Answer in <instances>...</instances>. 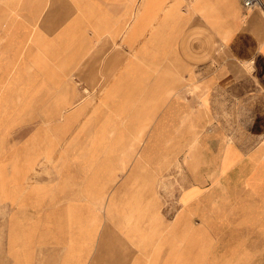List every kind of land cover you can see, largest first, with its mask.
Segmentation results:
<instances>
[{
    "label": "rangeland",
    "instance_id": "1",
    "mask_svg": "<svg viewBox=\"0 0 264 264\" xmlns=\"http://www.w3.org/2000/svg\"><path fill=\"white\" fill-rule=\"evenodd\" d=\"M81 1L63 0L75 11L62 13L56 31L47 19L54 0L0 7V25L6 14L8 22L0 29V264H59L68 247H92L97 264H109L108 256L113 262L118 247L144 249L125 252L128 260L150 259L183 206L195 209V201L181 204L193 186L206 190L210 207L228 197L200 264H264V162L236 174L239 159L229 148L248 154L264 141V93L248 92L247 80L223 93L236 106L229 123L228 109L213 113L210 93L195 91L196 68L172 72L181 64L179 28L170 21L180 0L171 7L169 0H136L129 12L107 7L123 19L90 41L64 43L68 33L81 34L79 25H104L102 13ZM249 9L259 16L252 32L260 35L264 0ZM53 37L60 52L46 50L39 74L40 39ZM252 168L259 193L237 181ZM193 221L202 224L198 214Z\"/></svg>",
    "mask_w": 264,
    "mask_h": 264
},
{
    "label": "crops",
    "instance_id": "2",
    "mask_svg": "<svg viewBox=\"0 0 264 264\" xmlns=\"http://www.w3.org/2000/svg\"><path fill=\"white\" fill-rule=\"evenodd\" d=\"M111 1H113L110 2L111 4H108L107 0L81 1L80 7L87 5L92 7L93 11L102 13L104 25H101L102 29L95 27L98 22H90V24L83 27L79 25L77 29H79L78 32L81 34L78 35L76 32L68 33L62 42H67V44L85 43L90 41L92 37L101 36L108 27L119 19H123V15L113 16L107 13V7L110 8L109 11L115 7L118 11L129 12L136 11L139 6L137 4L135 6L136 0H130L127 4L126 0ZM172 1L169 0L167 6L171 7ZM211 1L215 2L216 9L209 15L204 11L202 2H198V0H180V4L176 10L179 13V17L176 20L173 18L170 21L172 22L171 24L175 23L173 25L179 28L176 39L178 58L181 64L186 65V67L178 64L177 70L173 71L172 66L171 69L172 72L176 71L177 74H180L178 72L181 69L196 68L197 80L194 88L195 91L201 94L202 97L210 93L211 103L209 107L213 110L217 109L221 113L224 109H228L229 115L227 116L229 121L226 122H236V116L229 109H235L236 106L231 99L227 100L230 96L223 93L236 92L239 89L240 83L246 80L250 82L251 86L248 92L264 93V51H262L264 49V29L260 35L253 34L252 26L259 22V16L257 13L253 15L254 13L249 12L241 0H218L219 3H217V0ZM23 2L29 5H37V0H0V7L6 12L14 5ZM102 2H106V4ZM47 4L48 0H45V7H47ZM238 6L240 16L234 13L238 10ZM6 19L7 14L0 25V29L8 27ZM88 29L91 31L90 35L87 34ZM251 59H255L258 62L255 71L251 67ZM59 65L60 73H65L66 71L62 68L64 67L63 64L59 63ZM169 87H171V84ZM199 100L200 104L198 106L202 107L201 103L203 100L202 98ZM175 106L182 105L176 100ZM212 112L214 113L215 110ZM218 121L225 122L223 120ZM229 148L239 159V166L237 169H234L236 174L240 172V169H246V165H262L264 162V141H262L257 149L248 154L236 144L230 143ZM246 154L249 155V160L246 158ZM234 166H237V163L231 165V167ZM252 170L256 169H247V173L245 171L241 172L243 174L237 181L242 182L239 185L242 190L250 188L255 193H259L255 188H259L257 183L262 182V180L258 175L253 174ZM185 192V198L181 199V204L195 201V209L189 210L183 206L185 211L178 212L171 227L165 228L161 232L156 239L157 243L153 244V247H155L153 251L155 253L160 252V254L157 256L153 254L150 256V259H145L144 255L139 254L134 260H128V255L125 252L136 251L140 253L141 251L143 253L144 249L142 247H118L115 250L117 254L114 256V261L112 262L111 256H108L105 262L109 264H170V257L166 259L165 247H171L173 264H200L204 260L205 249L211 247L213 244V238L209 234L208 229L210 227L213 228L215 219L221 217V205L226 202L228 197L221 198L223 201H219L220 206L217 209L216 207L209 206L210 202L207 201L205 195L206 190L193 186L186 189ZM201 201L205 202L203 209L200 208L199 203ZM194 214H198L201 217L202 224H196L193 221ZM162 251L163 255H161ZM63 252L59 264L98 263V261L95 262L92 259V247H68ZM155 258H163V260H156Z\"/></svg>",
    "mask_w": 264,
    "mask_h": 264
},
{
    "label": "bare ground",
    "instance_id": "3",
    "mask_svg": "<svg viewBox=\"0 0 264 264\" xmlns=\"http://www.w3.org/2000/svg\"><path fill=\"white\" fill-rule=\"evenodd\" d=\"M258 1L259 0H257V2ZM198 2H202V5L204 7V11L207 14H209V15H211V13L213 11H215V9H216V7L215 8H211V6H212L211 0H207V1L206 0H198ZM217 3H219L218 0H217ZM254 5H255V3H254ZM208 8H210V10H208ZM237 9L238 10L236 12H234V13L239 15L240 14L239 7H237ZM71 11H75V9L72 10V8L68 7V5L66 6L65 5V2H63V0H54V2L52 3V6H51L50 11L47 13V19L48 20H52V25H51L50 28L52 30H55L56 31L58 29V27L60 26V23H62L63 21H65L63 19L64 16H63L62 13L64 12V15H66V17L68 16V18H69V17H71L74 14V12H71ZM252 11H253L252 9H249V12H252ZM206 13H205V15H206ZM255 14L256 13H254L253 15H255ZM68 18H66V19H68ZM38 35H39V33H38ZM40 43H42V45L44 46L45 51L44 52H41L40 54L39 53H36V55L34 56L36 58V60H37L34 63V66L39 69V72H41L45 68V66L47 64V54L48 53L46 52V50L48 52H53V53L60 52L59 46H58V40H57L56 37H53V39L50 40V41H48L46 38H44L43 40L40 39ZM262 51H264V49ZM37 52H39V50ZM251 62L252 63H255V62L258 63L255 59L254 60L251 59ZM179 212H182V211H179Z\"/></svg>",
    "mask_w": 264,
    "mask_h": 264
},
{
    "label": "built area",
    "instance_id": "4",
    "mask_svg": "<svg viewBox=\"0 0 264 264\" xmlns=\"http://www.w3.org/2000/svg\"><path fill=\"white\" fill-rule=\"evenodd\" d=\"M243 5L248 8V7H252L254 5V3L257 2V0H241Z\"/></svg>",
    "mask_w": 264,
    "mask_h": 264
}]
</instances>
